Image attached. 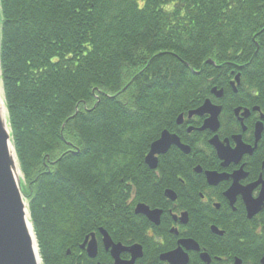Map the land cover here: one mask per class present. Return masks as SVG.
Listing matches in <instances>:
<instances>
[{
    "label": "trees",
    "instance_id": "obj_1",
    "mask_svg": "<svg viewBox=\"0 0 264 264\" xmlns=\"http://www.w3.org/2000/svg\"><path fill=\"white\" fill-rule=\"evenodd\" d=\"M209 59L264 74V0H0L3 95L41 264H94L79 246L99 228L138 234L133 207L159 203L157 174L176 172L144 159L208 91Z\"/></svg>",
    "mask_w": 264,
    "mask_h": 264
},
{
    "label": "flooded vegetation",
    "instance_id": "obj_2",
    "mask_svg": "<svg viewBox=\"0 0 264 264\" xmlns=\"http://www.w3.org/2000/svg\"><path fill=\"white\" fill-rule=\"evenodd\" d=\"M213 67L221 70L222 77H206L208 91L193 102L192 109L176 117V133L167 131L188 152L172 145L157 157V167L160 157H169L177 166L169 180L157 174L162 178L159 203L148 200L133 207L134 215L142 217L133 239H113L103 228L87 235L79 250L94 264H102L101 252L103 264H116L113 247H118L122 262L130 263L140 255L133 264H181L185 259V264H264V85L250 82L257 77L248 74L245 62ZM205 101L210 102L212 113L219 108L214 122L207 123L212 120L209 113L190 115ZM138 205L158 212L152 215L158 224L136 214ZM103 232L110 242L108 249ZM92 236L97 250L93 259L87 254ZM171 253L172 262L161 259Z\"/></svg>",
    "mask_w": 264,
    "mask_h": 264
},
{
    "label": "water",
    "instance_id": "obj_3",
    "mask_svg": "<svg viewBox=\"0 0 264 264\" xmlns=\"http://www.w3.org/2000/svg\"><path fill=\"white\" fill-rule=\"evenodd\" d=\"M212 64L209 60L206 62ZM198 74V73H195ZM216 90L213 89L214 93ZM3 89L0 93V98H3V108L0 100V264H41V259L38 253L35 251L33 239L29 225L32 229L30 222V215L28 211L27 201L22 192V176L19 170L18 161L16 158L15 150L12 144L11 130L8 123V115L5 107V101L3 97ZM209 101L199 108L195 114L209 113L212 115L214 122L218 115L219 108L212 113ZM5 109V113H4ZM193 114L190 112V115ZM182 116H179L177 122L179 123ZM211 145L218 150V154L221 156L219 146L214 140L210 141ZM172 145L179 146L184 152H188V149L183 148L177 137L169 134L167 131H163L160 138L153 142L149 148V152L144 159V163L149 169H156L157 157L165 154ZM11 147L13 152L11 151ZM136 214L144 215L145 217L153 220L154 224H158V218L153 219L152 215H157L158 212H150L144 205H138L135 209ZM103 243L106 249L110 247L109 239L103 232ZM87 239L85 240L82 248H84ZM37 248V246H36ZM96 243L91 237V241L88 243L87 254L88 257L93 259L96 257ZM116 264H133L136 257L133 256L130 263L122 262L118 258L119 249L113 247L111 251ZM175 258L174 253L162 256V260L166 262H172ZM186 259L181 264H185Z\"/></svg>",
    "mask_w": 264,
    "mask_h": 264
},
{
    "label": "bare ground",
    "instance_id": "obj_4",
    "mask_svg": "<svg viewBox=\"0 0 264 264\" xmlns=\"http://www.w3.org/2000/svg\"><path fill=\"white\" fill-rule=\"evenodd\" d=\"M257 34L258 33H255L254 34V40H258L257 38ZM259 52V50L257 49L256 50V54ZM209 61L210 62H212L213 60H211V59H209ZM214 62V61H213ZM212 62V64H208V65H211V66H215V64ZM242 62H245V63H247L248 65L251 63V60H248V61H242ZM217 68H214L213 67V70H216ZM210 74H212L211 72H210ZM197 75V74H196ZM213 75V74H212ZM216 78H221L222 77V73L219 71V69H217V72H216V76H215ZM257 78H254V79H252V80H250V82L252 83V84H254V85H264V74L263 75H260V76H256ZM3 89V87H2V81H1V79H0V93H1V90ZM219 92H220V90H219ZM4 97V96H3ZM0 100H1V105H2V108H3V98H0ZM199 109H196L195 111H192V113H196L197 111H198ZM4 113H5V109H4ZM178 139V138H177ZM11 151L13 152V149H12V147H11ZM17 158V157H16ZM19 165V164H18ZM19 170H20V168H19ZM150 170H152V169H150ZM155 170V169H154ZM20 172H21V170H20ZM21 176H22V181H23V175H22V173H21ZM27 201V200H26ZM27 206H28V203H27ZM28 211H29V209H28ZM29 228H30V231H31V237H32V239H33V244H34V247H35V251H36V253H37V249H38V245H37V241H36V237H35V234H34V232H33V228L31 229V226L29 225ZM36 246H37V248H36Z\"/></svg>",
    "mask_w": 264,
    "mask_h": 264
}]
</instances>
